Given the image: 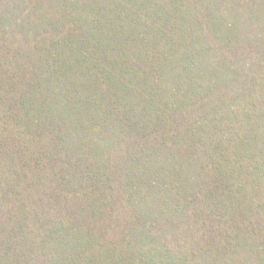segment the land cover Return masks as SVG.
I'll return each mask as SVG.
<instances>
[{
    "label": "trees",
    "instance_id": "trees-1",
    "mask_svg": "<svg viewBox=\"0 0 264 264\" xmlns=\"http://www.w3.org/2000/svg\"><path fill=\"white\" fill-rule=\"evenodd\" d=\"M0 264H264V0H0Z\"/></svg>",
    "mask_w": 264,
    "mask_h": 264
}]
</instances>
